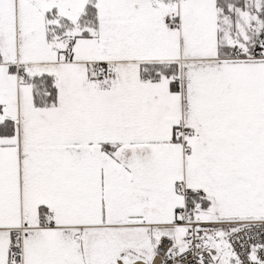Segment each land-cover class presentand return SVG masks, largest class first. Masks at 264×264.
<instances>
[{
    "label": "snow or ice",
    "instance_id": "obj_1",
    "mask_svg": "<svg viewBox=\"0 0 264 264\" xmlns=\"http://www.w3.org/2000/svg\"><path fill=\"white\" fill-rule=\"evenodd\" d=\"M0 264H264V0H0Z\"/></svg>",
    "mask_w": 264,
    "mask_h": 264
}]
</instances>
